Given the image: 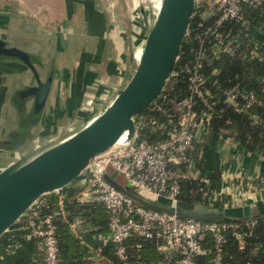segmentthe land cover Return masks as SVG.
<instances>
[{
    "label": "crops",
    "instance_id": "obj_1",
    "mask_svg": "<svg viewBox=\"0 0 264 264\" xmlns=\"http://www.w3.org/2000/svg\"><path fill=\"white\" fill-rule=\"evenodd\" d=\"M106 3L107 0H0V39L29 52L43 80L54 74L44 113L34 120L33 100L24 107L21 98L22 92L34 84L33 72L19 60L0 61V166L18 157L19 149L30 154L90 123L133 75L136 50L143 49L148 32L147 18L144 16L145 28L135 35L127 15L125 20L124 15L115 16ZM250 35L264 44V25L251 29ZM61 128L63 133H59ZM236 144L221 138L211 170H197L191 175L201 177V182L210 187L213 171L219 170V186L211 190L220 195L224 207L232 204L233 197L239 198L235 205H254L264 198V155L248 154ZM83 179L46 197L82 201ZM99 229V224L80 215L71 223L72 232L86 251L81 259L87 264H112L101 255L102 248L113 244L111 235ZM38 250L37 243L17 224L0 239V264H41Z\"/></svg>",
    "mask_w": 264,
    "mask_h": 264
},
{
    "label": "built area",
    "instance_id": "obj_2",
    "mask_svg": "<svg viewBox=\"0 0 264 264\" xmlns=\"http://www.w3.org/2000/svg\"><path fill=\"white\" fill-rule=\"evenodd\" d=\"M263 4L264 0H196V9L200 10L201 15L204 18L216 17V20L205 33L198 36L199 47L195 51L194 64L185 67L189 74V96L179 101L174 109L167 108L166 104L170 100L168 94L164 93V88L151 106L164 117L165 122L153 120L150 125L155 132L163 131L165 138L157 141L142 138L139 133L141 122L136 121L137 133L133 139L124 137L120 145L117 143L108 153L95 158L89 165L81 182L83 188L81 200L103 208L109 215V233L116 255L122 264H128L127 241L132 237L157 238L160 242L158 248L166 259L172 261L176 258L177 264H196V256L209 252L202 245L209 236L212 237L214 244L211 264H224L226 233L232 231L242 239L241 231L243 229L251 231L256 225V219L241 222L238 220L205 222L158 212L136 204L134 200L113 187L106 180V176L117 171L120 177L131 182L141 197L148 200H163L169 202L175 209L178 207L182 193L181 179L190 175L184 174L180 167L191 163L190 153L208 128L215 112V102L204 89L206 78L203 67L208 58L207 39L212 38L215 42L214 50L235 54L249 34L230 31L225 35L219 29L230 21L245 23L244 7L257 8ZM141 52L142 50L136 51L137 60ZM253 56H261L260 43L259 45L257 43ZM177 76L178 72L174 71L169 82ZM225 95L230 103L241 105V109L245 110L259 103L254 92H247L239 86L227 90ZM200 104L202 109L197 108ZM168 125L170 128L166 132ZM206 194L212 203L210 208L217 201H222L215 191L208 190ZM44 198L36 202L22 217L21 229L29 231V239L39 241V248L43 254L41 264H63L58 226L54 216L42 214ZM65 199H67L65 196L59 197L57 212L64 220L68 216ZM237 201L239 198L233 197L232 204L228 206H238L235 205Z\"/></svg>",
    "mask_w": 264,
    "mask_h": 264
},
{
    "label": "trees",
    "instance_id": "obj_3",
    "mask_svg": "<svg viewBox=\"0 0 264 264\" xmlns=\"http://www.w3.org/2000/svg\"><path fill=\"white\" fill-rule=\"evenodd\" d=\"M243 15L245 23L230 21L219 29L225 35L230 31L235 33L242 31L244 34H249L235 54L214 50L215 42L212 38L207 39L208 58L205 60L203 67L206 78L204 89L209 92L215 102V112L202 140L196 142L194 150L190 153L191 163L180 167L184 174H190L188 177L181 179L180 207L185 209H193L195 206L211 210L224 208L222 201H217L210 208L212 203L209 195L206 194L208 190L217 189L219 186V170L213 171L210 187L201 182V177L197 179L191 177L192 173L197 170H202L203 173L211 170L216 160V147L221 138L233 140L248 154L264 155V44L261 43V56L254 57L253 52L258 42L248 31L260 24L264 25V4L257 8L245 6ZM215 20L216 17L207 16L204 18L199 9L195 10L189 34L182 42L180 59L174 70L178 72V76L171 80L164 90L170 100L166 104L167 108L174 109L179 101L189 96V74L185 71V67L194 64L195 51L199 47L198 36L203 32L205 33V30L212 26ZM201 23L203 26H200ZM235 86H239L247 92H254L259 103L254 104L248 110L239 109L237 105L230 103L225 92ZM240 102L243 103V101ZM197 108L202 109L201 104L197 105ZM153 120L161 123L165 122L164 117L153 110L152 107H149L136 118L137 123L141 122L140 136L150 141L165 138L163 131L155 132L153 130L150 125ZM120 178V176L117 177V181L126 186L127 181L122 182ZM43 201L42 214L54 216L58 226V239L64 260L63 264H87L81 259L86 251L80 244L79 238L72 232L71 223H73L76 215H80L83 218H88L92 223L99 224V232H106L109 231V215L103 208L93 203L82 202L76 198H67L65 199V207L68 216L64 220L57 213V196L45 197ZM136 204L139 203L136 202ZM255 215L256 217L253 219H256V225L251 231L243 229L241 231L242 239H239L232 231L226 233L224 264H264V215H260L259 212ZM248 220L250 219L238 221ZM230 221L236 220L226 219L218 222ZM24 232L28 236L29 231L24 230ZM33 242L38 245L39 260H43L39 241L33 239ZM159 243L157 238H130L127 241L128 264H177L176 258L172 261L165 258L166 256L158 248ZM202 245L209 252L196 256V264H211L214 257L212 237L209 236L202 242ZM101 255L111 260L112 264H122L116 255L113 244L102 248Z\"/></svg>",
    "mask_w": 264,
    "mask_h": 264
},
{
    "label": "water",
    "instance_id": "obj_4",
    "mask_svg": "<svg viewBox=\"0 0 264 264\" xmlns=\"http://www.w3.org/2000/svg\"><path fill=\"white\" fill-rule=\"evenodd\" d=\"M195 10L196 0H161L153 23L148 25L136 69L109 106L70 136L38 147L30 154L19 149L18 157L10 164L0 166V239L41 198L84 177L91 162L108 153L122 137H135L136 118L152 106L173 75ZM141 12L145 13L143 9ZM7 59L19 60L33 72L34 84L22 92L21 98L24 107L28 100H33L31 118L40 119L49 100L54 74L43 80L29 52L0 39V61ZM169 128L170 125L166 132ZM118 176L119 173L114 171L106 176V180L140 205L182 219L218 222L253 219L257 212L264 215V200L254 205L228 206L221 210L197 206L185 209L179 207L180 204L175 209L169 202L138 196L131 182L124 186L117 181Z\"/></svg>",
    "mask_w": 264,
    "mask_h": 264
},
{
    "label": "rangeland",
    "instance_id": "obj_5",
    "mask_svg": "<svg viewBox=\"0 0 264 264\" xmlns=\"http://www.w3.org/2000/svg\"><path fill=\"white\" fill-rule=\"evenodd\" d=\"M106 4L108 5L106 7L109 8L110 10L112 9V14H114L115 16L116 13H118L120 16L124 15L123 18L125 20V14H126L128 16V18L126 16V19L128 20V23L130 24L131 28H133V34L135 33L136 35L138 33V35H140L139 34L140 31L143 30V28H145L146 25L144 16L147 18L146 20L149 26L153 23L158 12L159 0H107ZM142 9L145 12L144 14H142L141 12ZM135 39H137L136 36ZM139 49H141V47H138L136 51L138 52ZM86 103L88 104V101ZM88 123L86 122V124ZM78 128L79 127H75L74 129L78 130ZM62 129L64 128H61L59 130L60 131L59 133L64 132ZM67 129L70 130L69 127ZM120 179L122 180V182H126L124 178L121 177ZM21 223H22V218L20 219V221H18L17 224L19 225Z\"/></svg>",
    "mask_w": 264,
    "mask_h": 264
},
{
    "label": "bare ground",
    "instance_id": "obj_6",
    "mask_svg": "<svg viewBox=\"0 0 264 264\" xmlns=\"http://www.w3.org/2000/svg\"><path fill=\"white\" fill-rule=\"evenodd\" d=\"M160 3H161V0H159V5H160ZM159 5H158V7H159ZM123 141H124V137H122V138L119 140L118 145H120Z\"/></svg>",
    "mask_w": 264,
    "mask_h": 264
}]
</instances>
